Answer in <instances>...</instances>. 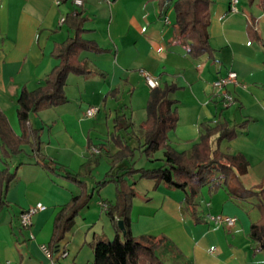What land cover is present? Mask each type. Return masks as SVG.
<instances>
[{
	"label": "crops",
	"instance_id": "0c3cea01",
	"mask_svg": "<svg viewBox=\"0 0 264 264\" xmlns=\"http://www.w3.org/2000/svg\"><path fill=\"white\" fill-rule=\"evenodd\" d=\"M76 1L0 0V109L13 130L20 134L17 110L22 91L43 86L46 76L59 65L52 56L55 45L74 36L68 23L61 21L79 12L88 19L84 39L109 53H82L81 60L92 74L69 77V103L31 117L34 127L42 129L46 156L81 175L87 184L88 178L94 179V190L110 172L111 157L118 151L109 140L114 120L126 115L135 123L133 105L138 99L149 100L152 89L145 76L150 75L161 86L167 83L180 88L172 95L177 102L178 125L169 135L171 145L179 152L189 151L200 142L203 125L226 123L233 127L248 123L236 139L222 142L220 150L248 160L244 185L258 189L264 179V47L252 39L250 30L255 29L264 42V3L255 7V0L247 8L249 0H240L239 12L234 14L229 10L230 0H213L209 31L214 56L195 60L174 44V2L162 10L159 0H81V7ZM230 71L239 77V85L230 87L238 104L221 110L212 100L213 84ZM114 91L118 92L108 96ZM93 107L100 112L88 118L87 111ZM146 120L145 108L137 136ZM217 139L212 138L213 150L217 149ZM101 145L104 150L93 154L92 149ZM23 150L6 162L0 160V170L7 163L11 172H17L0 212V264H49L40 248L49 246L56 214L81 191L38 166L29 146ZM159 154L154 159H162ZM109 185L114 186L115 196L94 198L89 207H97L102 213L104 201L115 202L116 186ZM136 190L139 197L133 201L132 234L135 238L167 237L168 244L158 251L164 264H264V253L256 251L257 245L249 236L251 225L260 218L258 213L248 212L256 209V200L239 202L225 188L212 193L210 187H204L195 201L200 221L196 223L183 209L185 193L164 185L156 187L150 180H138ZM97 192L100 196L101 190ZM39 203L47 209L33 219L31 235L35 239L29 240V233L19 227V215ZM220 215L236 218V226L228 230L207 220ZM87 217L86 211L85 225L93 229L97 224ZM108 227L112 229L110 220ZM83 229L72 228L57 246L56 259L63 250L69 253L67 259L71 258V243L75 249L83 247Z\"/></svg>",
	"mask_w": 264,
	"mask_h": 264
},
{
	"label": "trees",
	"instance_id": "16d2710c",
	"mask_svg": "<svg viewBox=\"0 0 264 264\" xmlns=\"http://www.w3.org/2000/svg\"><path fill=\"white\" fill-rule=\"evenodd\" d=\"M261 1L264 3V0ZM172 2L176 15L174 44L182 46L186 55L192 59L199 60L204 56L213 58L214 50L210 45L209 30L214 1L159 0L160 8L164 10ZM87 22L88 19L79 12H74L65 19L74 36L55 45L52 56L59 61V65L46 76L43 86L34 91L26 88L22 91L17 110L20 134L13 130L8 117L0 109V160L6 162V159L22 154L24 146H29L38 166L81 190V194L62 207L55 217L53 235L49 243L51 252L55 254L57 246L71 232L76 219L90 206L95 192L114 184L115 202L104 201L103 205L107 208H103V211L111 221L116 233L115 238H94L90 244L94 253L93 264H164L158 257V251L168 244L167 237L135 238L132 234L133 201L139 197L136 190L137 181L150 180L155 182L156 187L164 185L171 190L184 192L183 209L196 223L200 221L195 201L204 187H210L212 193L225 188L229 196L239 202L256 200L255 207L260 218L251 225L249 236L257 245L256 251L264 253V179L258 189H247L243 180L249 173L248 160L243 155H229L220 150L222 142L236 139L238 131L245 129L248 123L233 127L226 123L214 127L203 125L200 142L189 151H177L169 138L170 133L176 130L179 120L175 108L177 102L172 99V95L180 89L175 84L166 83L151 91L146 107L147 120L140 126L141 138L134 133L133 121L126 115L114 120L115 126L109 140L118 151L111 157L110 172L96 183L92 192L88 193L87 184L81 175L72 173L44 154L42 129L34 127L31 117L69 103L66 95L69 77H87L92 74L81 60L82 53H109L96 42L84 39V35L88 33L85 28ZM250 35L264 47V42L255 29L250 30ZM117 92L114 91L108 96ZM123 133L132 136V139H143L144 143L138 149L133 148ZM215 136H218L217 149L213 150L211 142ZM103 147L101 145L100 150H104ZM138 151L141 157L159 165L152 168L140 166L136 155ZM159 153H162V159H154ZM16 178L17 172H11L5 163V168L0 170V212L6 206L5 196ZM120 222L124 225L123 230L120 229Z\"/></svg>",
	"mask_w": 264,
	"mask_h": 264
},
{
	"label": "rangeland",
	"instance_id": "374dc122",
	"mask_svg": "<svg viewBox=\"0 0 264 264\" xmlns=\"http://www.w3.org/2000/svg\"><path fill=\"white\" fill-rule=\"evenodd\" d=\"M249 2H250V0L248 1L247 8H251ZM262 3L263 2L261 0H257L255 2V7H258V8L262 7ZM147 103H148V101L143 100V102H141V100L138 99L135 102V104L133 105V112H134L133 115H134V121H135V123H133V124H135V126H136V127H134L135 131L134 130L133 131L135 132V134L136 133L138 134L139 125L141 124L143 118H145V108L147 106L146 105ZM130 132H132V130ZM123 136L129 141V144L133 148H137L138 149L143 144L141 139H140V141H139V139L134 138V137L132 139V136H129L126 133H123ZM138 136H139V138H141V135H138ZM136 155H137V158L139 159L138 162L140 163L139 164L140 166H148V167H150V166L153 165V163L147 161L145 157H141L140 156L141 153L139 151L137 152ZM158 155H160V154H158ZM102 159H103L102 163H104L105 159L104 158H102ZM155 164H158V163L155 162ZM98 172H102V168H99ZM92 180H94V179L88 178V184L86 183L87 184L88 193L92 192V190H93L92 189V182H93ZM71 185L75 186L74 184H71ZM173 191H178V190H173ZM110 196L111 197L115 196V188L112 185H107V186H105V187H103L101 189V195L100 196H99V193L96 191L95 194H94L93 199L94 198H101V197L106 198V197H110ZM93 199H92V201H93ZM92 201H91V203H92ZM204 204H206V203H204ZM86 211L88 213L87 220L91 221V222H95L97 224L96 226L93 227V229H89L88 230L87 226L85 225V220L83 219V214ZM248 212L251 213V215H254L256 213L259 214L258 210L257 209H253V208H250V210H248ZM56 216H57V214H56ZM244 216L247 217L248 213L244 212ZM109 220L110 219L108 218L106 213L103 212V211L101 213V210L97 209V207H88V208H86L81 213V215L76 219L75 225H74L76 231H78V229L80 227H85V229H83L82 233L84 234V236H86L85 237L86 238V242H84L83 247L80 248V249H78V248L75 249L73 243L69 244V248L68 249L70 251L71 258L70 259H62L61 264H93L94 253H93V249L91 248L90 244L93 242L94 238H102V239H105V240H113L115 238V235L112 233V232L115 233V230H114L112 224H111V226H112L111 230L108 227ZM54 221H55V219H54ZM18 222H19V220H18ZM110 223H111V221H110ZM18 224H19V227H20V223H18ZM52 226H53V230H54V222H52ZM23 231H26V232L29 233V240H30V236L32 234L31 230H23ZM76 238H77V234H75V239ZM76 242H77V240H76ZM41 252H42V250H41ZM42 254L44 255L45 259L49 262V264H52V262L47 258V256L43 252H42ZM75 256H76V261H73Z\"/></svg>",
	"mask_w": 264,
	"mask_h": 264
},
{
	"label": "built area",
	"instance_id": "2783aa9c",
	"mask_svg": "<svg viewBox=\"0 0 264 264\" xmlns=\"http://www.w3.org/2000/svg\"><path fill=\"white\" fill-rule=\"evenodd\" d=\"M239 2L240 0H230V12L231 13H238L239 12ZM83 2L81 0L76 1V6L81 7ZM165 21L169 23V19L166 18ZM62 23L65 22V19L61 21ZM146 83L150 89H156L161 86L160 82L154 79L150 75L145 76ZM239 85V77L238 74L234 71H230L226 76L219 78L213 84L214 93L212 96V100L220 107L221 110H226L230 107H233L238 104L237 99L230 91L231 86H238ZM100 112V109L97 107L90 108L87 111L88 118H95ZM92 153L98 155L101 153L100 149H92ZM104 209L107 206L102 205ZM47 209L45 205L39 203L28 210L23 211L19 215V223L20 228L22 230H31L33 226V219L35 216L44 212ZM209 222L213 223L215 226L224 227L225 229H232L237 224V219L234 217H227V216H209L207 219ZM34 235L30 236V240H34ZM42 252L47 256V258L52 262V264H59V259H67L69 257V253L66 250L60 252L58 258H55V254H53L47 245L41 246Z\"/></svg>",
	"mask_w": 264,
	"mask_h": 264
},
{
	"label": "water",
	"instance_id": "95a60500",
	"mask_svg": "<svg viewBox=\"0 0 264 264\" xmlns=\"http://www.w3.org/2000/svg\"><path fill=\"white\" fill-rule=\"evenodd\" d=\"M119 226H120V229H121V230H123V228H124V225H123V223H122V222H120V223H119Z\"/></svg>",
	"mask_w": 264,
	"mask_h": 264
}]
</instances>
